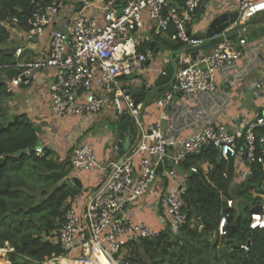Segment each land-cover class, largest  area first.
<instances>
[{
  "label": "built area",
  "instance_id": "1",
  "mask_svg": "<svg viewBox=\"0 0 264 264\" xmlns=\"http://www.w3.org/2000/svg\"><path fill=\"white\" fill-rule=\"evenodd\" d=\"M70 1L49 0L45 8L38 5L32 13L30 28L21 30L20 35H26L29 41L42 35L51 19ZM77 1L82 4L78 15L64 29L53 30L44 59L26 65L29 69L10 79L7 82L9 90L28 84L33 67L53 68L55 73L49 92L56 119L69 115L96 116L110 102L119 118L131 117L138 140L121 161L111 163L112 170L103 182L84 193L80 209L77 200L67 209L56 238L63 254L44 264H58L57 260L59 264H138L123 260L121 249L129 242L153 238L162 229L133 221L129 207L141 206L152 184L162 174L168 184L174 182L166 189L160 218L163 229L169 226L177 232L187 222V214L183 212L187 183L186 180L177 181L176 167L183 165L190 156L201 154L208 146L217 148L221 160L226 162L243 159L248 166L257 162L264 167V136L257 135L258 128L264 125V115L250 119L243 131L231 132L222 124H207L183 140L167 134L160 120L145 125L146 100L137 102L130 93L133 88L143 92L140 89L143 79L135 73L152 58V41L158 45L167 37L185 47L200 42L192 37V32L188 33L191 31L188 26L193 25L205 0H186L182 6L173 4L172 0H123L121 4L118 0H105L99 17L89 16L85 11L91 6V0ZM235 1L239 11L237 25L264 11V0ZM18 22V18H13V24ZM246 44L245 38L228 39L215 44L208 53H198L199 49L195 55L180 54V65L177 63L172 79L154 101L165 109L177 94L215 93L218 76L246 55ZM22 52V48H17L14 55L19 58ZM14 67L25 66L17 62ZM153 87L150 86V93L155 90ZM150 93L146 92L148 98ZM177 146L170 154V148ZM115 148L119 149L118 144ZM44 150L43 143L36 147L38 154H43ZM71 164L74 172L101 168L94 148L87 143L73 147ZM160 164L162 167L157 173ZM190 171L197 172L198 166H191ZM70 178L76 183L73 174ZM233 203L228 200L229 206ZM260 206V211L251 213V229L264 228V203ZM218 233L228 235L227 216L221 218ZM242 248L249 249L248 245Z\"/></svg>",
  "mask_w": 264,
  "mask_h": 264
},
{
  "label": "trees",
  "instance_id": "2",
  "mask_svg": "<svg viewBox=\"0 0 264 264\" xmlns=\"http://www.w3.org/2000/svg\"><path fill=\"white\" fill-rule=\"evenodd\" d=\"M185 1L172 0L178 6ZM32 2L0 0V250L8 249L10 264H44L63 254L57 233L71 206L69 199L83 191L70 178L72 151L64 159L50 147L38 154L41 130L26 113L13 114L8 107L14 94L6 73L17 63L9 46V25L18 18L16 25L27 31L36 7L45 8L49 0H36L28 14L24 9ZM162 42L166 44L165 39ZM182 46L172 42L171 49ZM128 133H136L133 123ZM257 135L264 136V125ZM21 150L26 152L16 155ZM219 158V150L208 146L184 162L189 169L183 206L187 222L177 232L167 226L153 238L125 244L120 252L123 260L138 264H264V228H250L252 209L264 203V167L250 164V176L235 183L234 160H221L213 171ZM206 162L212 166L207 172L202 168ZM193 165L198 166L197 172L190 171ZM228 200H233L232 206ZM223 216H227V236L218 233Z\"/></svg>",
  "mask_w": 264,
  "mask_h": 264
},
{
  "label": "crops",
  "instance_id": "3",
  "mask_svg": "<svg viewBox=\"0 0 264 264\" xmlns=\"http://www.w3.org/2000/svg\"><path fill=\"white\" fill-rule=\"evenodd\" d=\"M91 1V6L85 9L86 13L93 17L102 16V7L105 0ZM122 1L118 0V3L121 4ZM203 5L205 6V13L202 16L201 24L195 25L197 15L200 12L199 9L195 15L193 25L188 26L192 33H195L198 29L205 28L215 16L238 10L235 0H205ZM81 9L82 4L77 0H71L62 12L51 19L50 25L45 28L43 34L32 41H29L26 35H20V31L23 29L16 24H10L11 37L9 46L12 47L14 52L17 48L23 49L19 58L14 55L15 60L25 66L19 69L21 71L27 70L29 67L26 65L43 60L48 52L53 30L64 29L65 25L70 23ZM256 15L241 24L245 25V27L242 28L241 36L236 38L237 40L241 38L247 39V44L245 45L246 55L235 66L226 69L223 74L218 76V87L215 93H197L187 96L177 94L165 109L160 108L155 101L149 104V99L146 97V106L143 113L145 125L160 120L167 134H174L179 140H183L207 124H222L231 132L243 131L250 119L264 115V11ZM163 45V42H160L156 46L161 51ZM214 46L215 44H212L201 48L198 53H208ZM171 55L172 50H168L166 59H164L165 63H159L161 60L159 56L156 59L152 56L144 63L142 70L135 73L137 77L143 79L142 88L140 89L150 93V86L151 88L153 87L163 68L169 65ZM173 57L175 62L180 65L181 55L175 54ZM148 61L151 62L148 63ZM30 73L29 83L16 86L12 91L14 95L8 101V104L13 114L26 113L41 130V143L45 147L53 149L62 159L68 156V151H72L75 145L87 143L90 146L93 145L92 147L100 161L101 168H94L91 171L84 172H72L81 181L82 185L78 186L82 187L83 194L81 193L77 199L70 198L69 202L74 204L77 200L78 205L82 206L84 193L86 194L88 191L93 190L103 182L112 170L111 163L119 162L121 158L119 150L115 148L119 141L118 133L120 131L121 118L116 115L111 103L108 102L99 115L78 117L80 121L76 124L73 123L74 118H72V115L66 116L65 119H56L52 114L49 92V84L55 70L47 66L33 67ZM6 81H9L7 74ZM261 113L262 115H260ZM55 121L58 126L69 129L65 131V134L72 131L69 132L70 140L63 135L47 137L42 134L45 129L49 130ZM104 121L113 124V131L107 132V135L103 136L106 130L105 127L109 126L108 124L106 126L103 125V128L100 129L102 139L92 133L86 137V140L79 141V137L84 136L89 130L94 128L96 123L102 124ZM73 125L74 127L72 128ZM128 130L126 136L130 137V146L129 149L124 150L123 155L127 154L138 140L137 132L132 136L131 134L129 135ZM178 147L170 148V154H173ZM210 166L206 162L202 165V168L207 171ZM235 166V183H239L247 178L246 175L250 173V170L243 159L235 161ZM188 170L185 164L176 167L177 181L186 180ZM160 175L152 184L150 193L142 200L141 206L129 207L128 209L133 221H143L158 230L164 227L160 218V214H162V208L160 207L164 203L166 189L170 183V186H172L174 182L170 181L168 184L165 177H162V174Z\"/></svg>",
  "mask_w": 264,
  "mask_h": 264
},
{
  "label": "water",
  "instance_id": "4",
  "mask_svg": "<svg viewBox=\"0 0 264 264\" xmlns=\"http://www.w3.org/2000/svg\"><path fill=\"white\" fill-rule=\"evenodd\" d=\"M36 0H33L32 4H30L28 7H26L24 10L26 13L30 14L32 12L33 4ZM204 5L201 6L200 12L197 15V20L195 22V25H200L202 21V16L205 13ZM239 19V11L234 10L231 12H225L222 14H219L212 18L207 26L205 28L198 29L195 33L192 34V37L195 39H199L200 42L195 45L190 46H182L176 51H172V55L170 58V63L168 66L163 68L162 72L158 75L154 82L155 90L150 94V97L148 98V103H152L155 98L158 95V92L163 89V87L170 82L172 79L178 65L174 60L175 54H183L185 52H190L191 54L195 55L196 52L204 48L206 46L217 44L218 42L228 40V39H234L242 34V28L240 27V24L237 25ZM188 33L191 34V31H188ZM151 47L154 49L153 57L156 59L159 56L160 48L156 46V42H151ZM151 61H148L150 63ZM21 73V70L19 68H11L7 71V78L10 80L14 76L19 75ZM131 95L136 99L137 102H140L141 100H145L147 97L146 92H142L138 90L137 88H133L130 91ZM131 123V117L130 116H122L121 117V124H120V131L118 133V150L120 154V160L123 159V152L124 150L129 149L130 146V137L126 136V132L129 129ZM41 144V142H40ZM47 149V146L45 147ZM26 152V150H21L20 152L16 153V155H22ZM221 164V158L218 159L215 167L213 168V171L216 169L217 166ZM162 167V164L159 165L157 168V173L159 172L160 168ZM250 176V173L246 175L248 178ZM75 182L81 186V181L78 178H75ZM261 206H256L252 209L253 212L260 211ZM58 264L60 263L58 260L56 261Z\"/></svg>",
  "mask_w": 264,
  "mask_h": 264
},
{
  "label": "rangeland",
  "instance_id": "5",
  "mask_svg": "<svg viewBox=\"0 0 264 264\" xmlns=\"http://www.w3.org/2000/svg\"><path fill=\"white\" fill-rule=\"evenodd\" d=\"M257 16V15H256ZM243 27H245V25L243 26V25H241V28H243ZM165 40H166V44H164L163 45V47H162V50L159 52V58H161V60L159 61V63H165V61H164V59H166L165 57H166V53H167V51L168 50H172L171 49V45H172V42L173 41H171L170 39H168L167 37H165L164 38ZM4 74V73H3ZM8 107H9V110H10V112L11 113H13V111L11 110V108H10V105L8 104ZM78 117H80V116H77V115H72V118H74L73 119V123L74 124H76L77 122H79L80 120H78ZM65 119V118H64ZM106 121V120H105ZM103 122L102 124L101 123H96V125H95V127L94 128H92L91 130H89V132H87L84 136H80L79 137V141H84V140H86V137L87 136H89V135H91L92 133H94V134H96V136L98 137V138H101L102 139V133L100 132V129L101 128H103L102 126L103 125H109L108 127H105L106 128V130L104 131V133H103V136H106L107 135V132H110V131H113V124H111V123H108V122ZM108 121V120H107ZM58 123L55 121V123L54 124H52V126H51V128L49 129V130H46L45 129V132H42V134H44V135H46L47 137H49V136H51V135H54L53 137H57V136H61V135H63V136H65V137H67V138H69V135H70V133L69 132H72V131H69L68 132V134H65L66 132V130H69V129H66L65 127L64 128H62V127H60V126H58L57 125ZM74 127V125L72 126V128ZM101 139H99V140H101ZM69 140H70V138H69ZM89 142V141H88ZM90 144H91V142H90ZM92 145V144H91ZM93 146V145H92ZM96 149V148H95ZM98 149H96V151H97ZM70 151H68V153H69ZM98 152H99V150H98ZM71 153V152H70ZM69 153V154H70ZM78 207V209H80L81 208V205H78L77 206ZM163 213V212H162ZM7 251V250H6ZM6 251H4V252H0V261H7V263L8 264H10V262L7 260V252ZM123 252H127V249H125Z\"/></svg>",
  "mask_w": 264,
  "mask_h": 264
}]
</instances>
